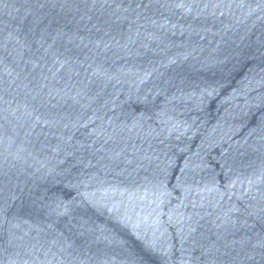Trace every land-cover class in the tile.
Masks as SVG:
<instances>
[{"label": "water", "instance_id": "obj_1", "mask_svg": "<svg viewBox=\"0 0 264 264\" xmlns=\"http://www.w3.org/2000/svg\"><path fill=\"white\" fill-rule=\"evenodd\" d=\"M0 264H264V0H0Z\"/></svg>", "mask_w": 264, "mask_h": 264}]
</instances>
